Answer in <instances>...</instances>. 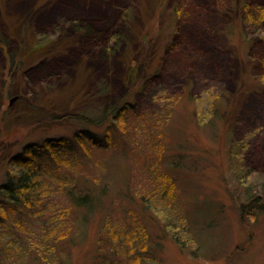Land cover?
<instances>
[{"label": "rangeland", "instance_id": "rangeland-1", "mask_svg": "<svg viewBox=\"0 0 264 264\" xmlns=\"http://www.w3.org/2000/svg\"><path fill=\"white\" fill-rule=\"evenodd\" d=\"M114 2L0 0V183L30 144L72 137L82 126L106 135L117 110L104 123L89 118L90 108L110 106L106 92L138 103L118 122L122 131L113 125L110 146L90 155L79 148L75 159L60 153L80 160L69 177L78 179V193L96 188L98 202L72 209L69 185L59 192L52 182L53 194L33 215L22 205L0 215L8 227L16 220L39 231L41 206L51 201L66 212L53 264L101 263L110 254L104 228L133 222L146 246L159 245L154 261L141 264H264V38L243 23L260 0H120L127 10L117 27L122 37L105 55L82 46L80 30L54 33L39 18L62 3L104 10ZM53 57L63 60L58 75L32 89L27 71ZM165 214L172 218L166 231ZM28 231L20 241L25 251L8 249L12 238L6 242L3 233H11H2L1 264L47 263Z\"/></svg>", "mask_w": 264, "mask_h": 264}, {"label": "trees", "instance_id": "trees-1", "mask_svg": "<svg viewBox=\"0 0 264 264\" xmlns=\"http://www.w3.org/2000/svg\"><path fill=\"white\" fill-rule=\"evenodd\" d=\"M119 1L120 0H115V8L112 7L104 10H95L91 8L86 9L85 7H75L67 3H62L61 5H64V7L60 6V8L57 9L53 8L49 12L47 11V14H42L39 18L42 23H44V26L54 27V33L65 32L68 27L80 30L83 32V36L87 39L85 41L83 40L82 46L89 45L88 47H99L101 50L100 55H105L110 51L111 46L116 48L115 43L122 37V34L121 32H118L117 27L119 26V20L127 15V10L125 6H121L117 3ZM243 23L245 30H249L252 33L257 34L260 38H264V0H260L259 4L250 5L248 9L245 10ZM36 32L42 36L49 35L44 30H36ZM53 58L50 60L49 58L41 60L27 71L26 74L28 77H26V81L30 87L32 86V89H37L40 87L38 85L49 81L50 77L58 75L55 68L63 60L60 61V58ZM154 75L155 74H153L147 81L152 82ZM36 77H39L41 83L39 82V84L34 85L35 82H37L35 81ZM44 78L46 81H43ZM103 88L106 87L103 86ZM111 88L112 86L110 89ZM109 92L110 91L105 93L107 106L110 105L108 109H104L102 107L100 109L98 107L92 109L90 108L89 111L91 112V115L89 118H92L91 116L100 118L103 121L102 123H104L107 121L106 112L112 113L114 111V113H116L117 110V113L115 114L116 120H112L111 123L115 126L117 125L120 128V131H122L118 122L121 118H124L126 111L136 108L138 103L136 99L132 100L124 97H119L116 102V99L114 98L115 96L109 95ZM130 94H133L132 90ZM115 102L116 105L112 106V103L115 104ZM100 116H102V118ZM113 125L108 127L106 135L100 131L82 126L75 131L72 137L65 135L50 137L42 144L34 143L26 146L22 155H17L12 159L18 162L17 170H14L13 172L12 169L8 170L6 180L0 183V194L3 198L2 202H0V209L7 210L9 207L16 209L19 205H22L33 215V210L36 207H39L38 205L44 203L48 196L53 194L52 191H54V189H52V182L53 184L55 183L60 186L58 188L59 192L65 191L66 186L69 185V193L73 198L72 200L75 202L72 209L79 205L85 207L92 202H98L99 197L94 196L95 194L93 193L96 191V188L93 187V189L90 186H86V188H88L85 189L86 192L78 193L77 188L78 185H80V183H78V179H70L69 176L70 174L76 175V172L72 167L79 165L77 163L80 160H74L79 148L90 155L91 151L96 148H102L104 146L107 147L108 145L110 146V139L112 137L111 133L114 131L112 128ZM71 146H74L77 150H73ZM67 150H69L68 152L73 153L74 159L70 157L64 158L66 156H62L60 154L62 151ZM43 155H48L50 157V159L46 157L48 161L45 164L38 162V159H40ZM169 162H171V165H174L175 163L172 159H169ZM65 173L69 174L66 175ZM150 173L151 175L154 174L157 176V172H155L153 168L150 169ZM75 177L78 178L77 176ZM47 179L50 180V182ZM47 203L48 202L45 204ZM49 203H51V205ZM49 203L45 207H40L42 213L39 214L38 219L42 224V230L35 231L28 227L27 229H29L28 233H33L35 237L40 239L41 246H38V250H42L45 255L49 256L50 259L47 258L48 264H53V258L55 255L54 249L62 240H64V238H66L63 234V228L68 222V215H66V212L60 214V211L55 209V205L51 201ZM48 213L49 215H47ZM165 215L166 220H162L164 231L172 225V218H170L168 214ZM4 220L5 218L0 215V229L1 226L4 228L6 227V230L3 232L8 233L10 232V229L15 228L16 234L10 232V236H7L0 231V241L3 233V237L6 239V242H8V237L10 239L12 238L6 246L8 249L9 246H13L16 251H25L26 247H24L22 243L20 244V241H23L22 237L25 235V232H27V229L24 230L25 226H22L23 224L20 221L17 222L13 219L14 224L12 225L10 222L9 224L12 227H8ZM135 224V222L132 224L120 223L117 227L113 226L112 229L109 226L104 228L106 230V240L103 239V243L105 244L104 246H107L108 248L110 247V254L105 252L102 256V261L99 264H141L140 261L142 259L154 261V258L151 256L153 255L152 248L156 251L155 246H157V242H150L146 246L142 239L138 236L139 227ZM69 230L70 234L68 236L72 233V230ZM103 232L104 231L102 230V238L105 236L103 235ZM176 241H179V239L176 238ZM141 247H147V249L144 251ZM157 247H159V245ZM49 261H51V263H49ZM1 262L3 263L0 259V264Z\"/></svg>", "mask_w": 264, "mask_h": 264}]
</instances>
